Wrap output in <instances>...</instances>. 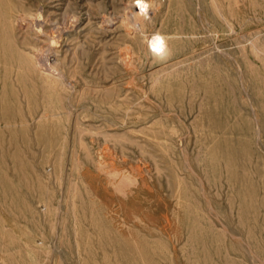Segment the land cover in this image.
I'll list each match as a JSON object with an SVG mask.
<instances>
[{
  "label": "rangeland",
  "instance_id": "1",
  "mask_svg": "<svg viewBox=\"0 0 264 264\" xmlns=\"http://www.w3.org/2000/svg\"><path fill=\"white\" fill-rule=\"evenodd\" d=\"M132 1L0 0V264H264V0H146L145 35ZM65 6L80 22L53 88L14 20L50 30Z\"/></svg>",
  "mask_w": 264,
  "mask_h": 264
},
{
  "label": "bare ground",
  "instance_id": "2",
  "mask_svg": "<svg viewBox=\"0 0 264 264\" xmlns=\"http://www.w3.org/2000/svg\"><path fill=\"white\" fill-rule=\"evenodd\" d=\"M142 5H147V7L146 8L142 7ZM65 7H66V9L64 10V13L61 14L58 19L49 21L50 23L52 22V25H51L52 27H50V30H44V25L46 22L44 20H38L41 17L36 19L33 17H29L27 14L26 15L20 14L18 17L16 16L17 18L14 20V22H16L17 29H19L21 31L24 30V28L31 30V31L39 30L36 33L37 34L36 35V41L39 43H44L45 45L47 44V45L41 47L40 49H37L35 52H32L33 54L28 53V55H26L27 57L24 61L26 62L27 70L30 73V76L36 77L37 79L42 81L44 84H46L50 87H53V88L58 87V85L60 87L61 86L66 87V82H65V80H66L65 75L66 74H65V70H64V62L61 61L60 54L65 47L63 45L65 38L67 37L68 34H70L73 30H75L77 28V26L79 25V22H80V18L77 17V15L74 14L72 11H69L68 6H65ZM151 7H152V3H150L146 0H134V1L130 2L125 9L126 13L123 16L122 22L123 23L127 22L128 25H130L135 31H138V32H140V34L145 35L147 26L154 22V18H152L150 16ZM38 10H39V8H38ZM39 11H41V10H39ZM35 14H37V11ZM222 14H224V13H222ZM221 17H223V16H221ZM112 23H113V20L110 17H108V18L104 17L103 18L102 24H109L110 25ZM229 26H231V25H229ZM108 29H110V28H108ZM253 34L254 35L252 36V38L250 40L251 41V43H250L251 51L253 52V54H256V55L264 58L263 42L261 41V38L258 36L260 34V31H256ZM240 36L243 37L244 35L242 36L240 34ZM41 37H44V39L42 40ZM175 41H176L175 39H171L167 36H164L160 32L153 33L152 35H150L147 38V44H148L147 45V51L150 54H152L154 57L166 58L173 51V50H170V46ZM247 41H248V39H247ZM242 53H243V51H242ZM201 55H203V54H201ZM23 56H25V54H23ZM200 56H198V57H200ZM255 57L258 58L257 56H255ZM261 60H263V59H261ZM186 61H179L178 60V62L174 63V66L179 65L180 63L186 62ZM156 72H157V70H156ZM112 90H113L112 87H109V88L100 90L99 92L107 94ZM42 91H43V89H42ZM69 96H71V95H69ZM67 104H68V101H67ZM130 111H132V110H130ZM79 129H81V128H79ZM103 166L104 165H102V167ZM116 174L117 173L114 172L111 177H114V178H115V176L117 177ZM121 179H122V180H120L121 182L119 181L120 190L117 187V191H119L120 193H122L121 191H123L125 187L133 185L136 182V180H134V178H131L129 175L123 176V178L121 177ZM117 185H118V183H117Z\"/></svg>",
  "mask_w": 264,
  "mask_h": 264
},
{
  "label": "clouds",
  "instance_id": "3",
  "mask_svg": "<svg viewBox=\"0 0 264 264\" xmlns=\"http://www.w3.org/2000/svg\"><path fill=\"white\" fill-rule=\"evenodd\" d=\"M142 7H145V8H146V7H147V5H142Z\"/></svg>",
  "mask_w": 264,
  "mask_h": 264
}]
</instances>
